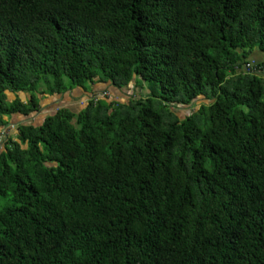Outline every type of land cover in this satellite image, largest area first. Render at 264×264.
I'll list each match as a JSON object with an SVG mask.
<instances>
[{
	"label": "trees",
	"instance_id": "1",
	"mask_svg": "<svg viewBox=\"0 0 264 264\" xmlns=\"http://www.w3.org/2000/svg\"><path fill=\"white\" fill-rule=\"evenodd\" d=\"M254 50L264 0H0V127L38 94L160 89L86 99L3 142L0 264H264ZM200 97L184 119L167 109Z\"/></svg>",
	"mask_w": 264,
	"mask_h": 264
},
{
	"label": "crops",
	"instance_id": "2",
	"mask_svg": "<svg viewBox=\"0 0 264 264\" xmlns=\"http://www.w3.org/2000/svg\"><path fill=\"white\" fill-rule=\"evenodd\" d=\"M247 61L253 65H259L261 69L257 73L264 77V53L254 50L247 58ZM141 87V84L138 85L134 79L128 86L120 89L115 88L109 83H95L89 84V86L87 85L86 89L75 88L60 95L38 94L39 109L37 112H32L27 116L13 114L3 117V120L6 121V125L0 127V132H4L3 142H5L7 138L15 139L20 126L39 125L47 116H50L60 108L68 109L70 111H78L84 100L90 99L93 95L101 94L103 92H109L111 98H118L121 102H126L133 98V96L139 98L140 96H137V93L140 95H147L148 93L144 92V89L142 90ZM28 99L29 95L27 93H7L8 103L16 100L25 103Z\"/></svg>",
	"mask_w": 264,
	"mask_h": 264
},
{
	"label": "rangeland",
	"instance_id": "3",
	"mask_svg": "<svg viewBox=\"0 0 264 264\" xmlns=\"http://www.w3.org/2000/svg\"><path fill=\"white\" fill-rule=\"evenodd\" d=\"M89 86V84H87ZM86 85V87H87ZM141 88L142 90L144 89V92H147L149 95L151 91H154L155 93H159L160 89H159V85L158 84H151L148 82H141ZM140 87V86H139ZM137 96L143 97L146 95H140L139 93L136 94ZM136 98V96H133V98ZM211 101L204 98V97H200L198 98L192 105L190 106H185V105H171L170 107H167V109H170L171 112L174 113L175 116H177L179 119H184L186 116H188L192 111H196L197 108L201 105H205L208 106V104ZM161 103L160 102H156V106L160 107ZM204 116V115H203Z\"/></svg>",
	"mask_w": 264,
	"mask_h": 264
},
{
	"label": "built area",
	"instance_id": "4",
	"mask_svg": "<svg viewBox=\"0 0 264 264\" xmlns=\"http://www.w3.org/2000/svg\"><path fill=\"white\" fill-rule=\"evenodd\" d=\"M255 67H256L255 65L249 63V64H246L243 66V70L253 72L256 70ZM103 97H109V93L103 92L101 94L93 95L89 100H94L96 102L98 99L103 98ZM84 101H86V100H84ZM3 138H4V132H0V149L2 148V145H3Z\"/></svg>",
	"mask_w": 264,
	"mask_h": 264
}]
</instances>
